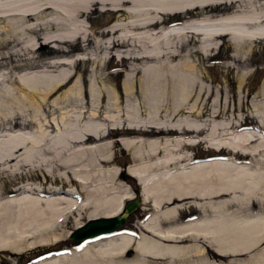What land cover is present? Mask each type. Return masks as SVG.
I'll list each match as a JSON object with an SVG mask.
<instances>
[{
    "label": "bare ground",
    "instance_id": "obj_1",
    "mask_svg": "<svg viewBox=\"0 0 264 264\" xmlns=\"http://www.w3.org/2000/svg\"><path fill=\"white\" fill-rule=\"evenodd\" d=\"M222 3H230L236 10L214 20L205 18L163 26L167 17L187 18L193 11ZM94 6L104 13L115 12L118 19L101 34L106 38L104 48L108 55L115 46L134 44L142 48V55L160 57L165 55L162 46L185 45L182 40L188 34L195 36L204 54L216 48L219 38L228 37L237 50L264 38V11L257 12V0H0V80L11 81L0 89L1 115H11L14 110L29 111L30 122H36V114L51 92L64 85L71 75V70H66L63 77H50V69L72 67L75 60L54 64L47 61L38 70L36 52L53 43L88 41L86 22L79 19L84 10ZM123 16L125 20L121 19ZM9 44L19 49L1 52ZM164 58L170 60L171 56L166 53ZM189 60H179L176 65H149L144 69L147 79L142 96L149 124L144 131L177 132L179 137L121 139L126 149L133 150V161L139 163L138 168L128 169V175L140 186L141 203L148 202L152 208L161 209L159 214L140 225L139 230L144 233L138 237L122 232L86 241L31 264H264V213L255 212L264 208V138L246 132L230 139L217 136V140L182 135L185 131L208 132L203 122L190 120L200 115L196 103L184 107L192 94L187 81H191L190 75L196 70ZM4 63L13 65L3 72ZM164 71L171 76L170 80L154 88L155 76ZM246 75H242L241 82ZM88 89L91 101L99 98L101 89L96 77ZM123 90L131 93L132 81L125 79ZM106 93L118 110L116 91L109 88ZM69 94L81 96L77 83L66 96ZM181 107L188 110L187 118L190 117L185 126L172 122ZM84 108L75 116L74 129L66 119L67 113H63L60 122L55 119L47 122L58 130L56 139H46V134L40 133L36 137L13 135L0 143V164L15 162L18 171L27 169L29 174L37 150L43 153L33 170L37 183L24 185L20 181L0 192V264H11L15 257L53 252L52 248L66 241V231L61 229L71 219L83 214L89 220L111 218L121 213L126 200L134 198L135 192L117 179V168L111 171L103 168L114 163L103 152L110 145L89 142L88 137L100 140L108 136L109 125L96 121L97 114L93 112L80 126L78 119ZM160 109L165 112L164 120L159 119ZM126 116L134 117L131 113ZM36 124L43 126L39 121ZM216 131L219 135L220 131ZM228 134L225 129L223 135ZM199 144H206L216 155L227 151V157L193 161L187 150ZM21 151L24 159L17 162L16 154ZM249 157L252 162L237 160ZM5 171L1 170L0 175ZM35 172L40 173L41 179ZM186 200H192L191 206L198 216L175 222L183 206L166 210L164 207ZM163 222L169 226L165 228ZM76 225L80 227L79 222ZM183 241L190 243L182 245ZM254 250H257L255 254L246 260L234 258ZM129 251L132 256L127 258ZM228 257L233 258L228 260Z\"/></svg>",
    "mask_w": 264,
    "mask_h": 264
},
{
    "label": "rangeland",
    "instance_id": "obj_2",
    "mask_svg": "<svg viewBox=\"0 0 264 264\" xmlns=\"http://www.w3.org/2000/svg\"><path fill=\"white\" fill-rule=\"evenodd\" d=\"M264 0H257V12L264 11L262 3ZM260 6V8H259ZM242 10V8H238ZM236 10V9H235ZM234 8L230 3H222L198 9L193 11L187 18L177 15L174 17H167L163 26L168 27L173 24L181 23L183 21H200L205 18L211 20L219 17H227L232 14ZM238 10V11H239ZM83 17L79 20L84 23L85 31L88 41L78 39L75 41H68L65 43H53L42 46L37 50L36 63L39 69L45 62L52 64L62 60H74L72 67L62 66L51 68L48 74L50 77H63L66 70H71V75L68 81L61 87L55 89L49 95L48 100L44 103L43 107L36 114V122H42L43 126L37 125L35 120L30 122L28 115L31 112L20 113L17 110L11 115L3 116L0 114V143L3 140L10 138L13 135L31 136L36 137L40 133L46 134V139H56L59 134L58 130H54L47 123L52 119L60 122L63 113H67L66 119L75 125L76 114L84 110L79 120V125L82 126L89 120L91 113L97 114L99 122L109 125L108 136L102 137L100 140L88 137L90 143H99L100 145L108 144L110 149H103V152L114 159V163L104 166L105 171H111L113 168L119 170L117 179L121 180L125 186H128L134 192L140 191V186L137 184L136 179L128 175V169L138 168V161H133V150L126 149L121 140L122 138H143V139H163L164 137H179L177 132L159 131L157 129H149L150 132L144 131L147 127V109L143 104L142 89L144 81L147 79L144 69L149 65L160 66L166 64L176 65L179 60L190 59L196 70L190 75V80L187 81V86L190 87L191 98L184 105L185 108L196 103V107L201 110L199 117L190 120H198L203 122L208 128L207 133H192L185 131L182 135L186 137H198L204 139L208 136L211 139L217 140L219 138H235L238 135L248 134L255 135V138H264V94L262 87L264 86V38L257 39L252 46H243L242 49L237 50L234 44L228 37L217 39L218 45L216 48L211 49L207 54L200 51L196 44L195 36L188 34L189 37L185 41V45L162 46L164 54L171 56L170 60H166L162 55L160 57H146L141 54L142 48L134 44H125L123 46H115L110 50L109 55L105 52L107 45H104L106 38L101 34L107 29L108 25L117 23L118 19L115 12L105 11L102 12L97 6L84 10ZM87 19V21H86ZM121 19L125 20V16ZM125 22V21H123ZM156 31V28H154ZM119 35L117 33L114 39ZM2 38V36H1ZM98 42V43H97ZM117 45V42L115 43ZM39 44L37 47L39 48ZM19 47H13L9 44L1 52L12 53L18 50ZM238 51V53H237ZM171 52V53H170ZM119 54V57L116 56ZM82 56V59H76ZM13 64L3 65V72H6ZM162 72V69H160ZM164 73H166L164 71ZM157 74L155 76L154 88H159L160 83L164 80H170L169 74ZM244 73L248 75L241 77ZM164 74V75H163ZM154 75V74H153ZM167 76V77H166ZM96 77L98 86L101 89V95L91 101L89 97V84L93 78ZM192 78V79H191ZM125 79L132 81L133 91L126 94L123 90V83ZM13 80L18 81L16 78ZM102 81V82H101ZM11 81L9 79L0 80V89L6 88ZM75 83L81 88V96L67 95L66 93L75 88ZM109 86V87H108ZM98 88V87H97ZM112 88L116 91L119 98L118 110L114 105L113 100L107 96V89ZM264 89V87H263ZM170 103V101H169ZM181 107L180 111L172 122H179L182 126L186 125L189 121L188 110ZM131 113L134 115L133 119H128L126 114ZM164 110L160 109L159 119L164 120ZM147 114V115H146ZM194 116V115H193ZM157 122V118H154ZM121 122V123H120ZM113 123V124H112ZM111 124V125H110ZM129 125L136 127L137 130L128 129ZM146 125V126H145ZM114 128V129H112ZM143 126V127H139ZM75 127L73 126V129ZM119 128V130H116ZM218 129L220 136L215 134ZM228 129L229 134L223 135V131ZM146 130V129H145ZM217 132V131H216ZM222 135V136H221ZM129 140V139H128ZM193 161H207L215 157H227V151L217 153L209 150L206 144H199L192 149H188ZM42 152H36V158L33 163L31 174L27 173L28 170L18 171L14 166L15 162L8 165L0 164V171L6 170L4 174L0 175V192L7 188L15 186L20 181H24V185H34L37 183L32 175H34L35 166L39 165V157ZM2 154V153H0ZM43 154V153H42ZM17 162L24 159L22 151L16 154ZM240 162H252V158L237 159ZM38 173V172H35ZM40 175V173H38ZM36 174V175H38ZM121 175V178H120ZM29 176V178H27ZM30 179V180H28ZM41 179V175H40ZM64 191V190H63ZM59 196H63L62 194ZM13 198V197H12ZM126 200L125 202H127ZM192 200L183 202L175 201L173 205L164 207V210L169 209L175 205H182V210L176 216V221H185L198 216L197 211L191 206ZM166 208V209H165ZM257 209V208H256ZM161 209L152 208L151 203H143L141 207L132 214L121 227V233H133L138 237L142 234L140 225L155 214H159ZM264 213V208L255 210V212ZM89 218L86 215L71 219L61 231H66L65 242L57 245L53 252L48 254L33 253L26 257H15L11 264H31L34 261L58 252H63L65 248L74 245L69 239V233L74 231L78 226L85 224ZM166 228L169 226L167 222L162 223ZM68 233V234H67ZM189 241H183V244H189ZM170 244V243H169ZM257 250L249 252L248 254L234 257L235 259L246 260L251 255L255 254ZM132 256L129 251L127 258ZM233 257H228L232 260ZM152 261V260H151ZM161 262V261H160Z\"/></svg>",
    "mask_w": 264,
    "mask_h": 264
},
{
    "label": "water",
    "instance_id": "obj_3",
    "mask_svg": "<svg viewBox=\"0 0 264 264\" xmlns=\"http://www.w3.org/2000/svg\"><path fill=\"white\" fill-rule=\"evenodd\" d=\"M141 204L139 192H135L134 198L124 203L121 213L111 218H98L87 221L70 233V241L73 243L90 242L121 233L120 228L141 207Z\"/></svg>",
    "mask_w": 264,
    "mask_h": 264
}]
</instances>
